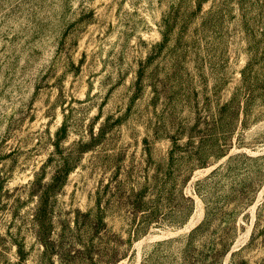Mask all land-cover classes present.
I'll list each match as a JSON object with an SVG mask.
<instances>
[{
    "label": "rangeland",
    "instance_id": "rangeland-1",
    "mask_svg": "<svg viewBox=\"0 0 264 264\" xmlns=\"http://www.w3.org/2000/svg\"><path fill=\"white\" fill-rule=\"evenodd\" d=\"M0 264H264V0H0Z\"/></svg>",
    "mask_w": 264,
    "mask_h": 264
},
{
    "label": "trees",
    "instance_id": "trees-1",
    "mask_svg": "<svg viewBox=\"0 0 264 264\" xmlns=\"http://www.w3.org/2000/svg\"><path fill=\"white\" fill-rule=\"evenodd\" d=\"M46 209H47V204L42 202L41 204H39V206H37V209L35 211V218L37 221V223H41L42 221V217L45 215L46 213Z\"/></svg>",
    "mask_w": 264,
    "mask_h": 264
}]
</instances>
